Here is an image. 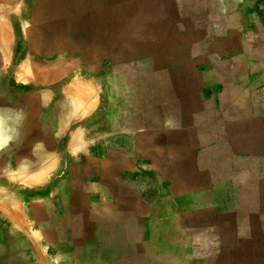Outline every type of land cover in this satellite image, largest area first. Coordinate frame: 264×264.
<instances>
[{
    "label": "rangeland",
    "instance_id": "rangeland-1",
    "mask_svg": "<svg viewBox=\"0 0 264 264\" xmlns=\"http://www.w3.org/2000/svg\"><path fill=\"white\" fill-rule=\"evenodd\" d=\"M43 1L19 0L18 6L35 11ZM212 4L222 12L227 7L225 0ZM207 5V0H100L99 10L87 8L88 15L98 12L115 35L101 54L102 76L108 78L102 94L110 87L119 90L110 80L122 72L137 76L134 111L145 112L147 133L135 130L131 142L141 165L149 160L156 171L149 181L135 182L140 197L128 202L132 215L106 214L98 199L79 198L73 207H81L82 214L71 215L61 191L45 197L39 190L37 214L1 220L7 227L25 228L20 264H264V118L257 115L254 97L242 96L243 86L234 87L231 76L246 77L249 71L222 70L213 57L214 76L206 78L200 66L197 96L189 94L188 49L195 33L209 29L203 16ZM236 6L237 0L231 1L230 7ZM254 10L257 23L247 24L241 14L221 16L213 32L221 36L223 27L239 25L241 48L264 53V0H256ZM14 18L6 19L8 34L0 44V97L13 93L12 70L28 45H37L25 39ZM219 39L208 35L201 44L220 48ZM28 206L27 198L23 207L28 211ZM68 227L85 229L82 245L46 244L47 237L65 235Z\"/></svg>",
    "mask_w": 264,
    "mask_h": 264
},
{
    "label": "crops",
    "instance_id": "crops-1",
    "mask_svg": "<svg viewBox=\"0 0 264 264\" xmlns=\"http://www.w3.org/2000/svg\"><path fill=\"white\" fill-rule=\"evenodd\" d=\"M207 1L209 5L203 11V16L210 23L209 29L205 35L202 32L195 33L188 49L191 55L189 69L193 71L190 74L189 94L197 96L200 66L205 69L206 78L214 76L213 70L217 68V63L211 61L216 57L220 59L222 70L248 69L246 77H243V73L239 76L235 72L231 73L233 86L241 88L242 85L240 94L254 97L257 115L264 118V53L251 49L249 45H244L245 49L241 48L239 40L243 36V27L239 25L223 27L221 36L213 32L218 29L215 20L221 16L241 14L247 24L257 23L259 16L254 10L256 0H237V6L233 9L230 6L234 0H225L227 7L223 12L213 8V0ZM95 3L89 7L100 6V0ZM200 16H197L198 20L203 18ZM22 34L24 36V32ZM208 35L212 39L220 38L216 43L221 42L222 47L212 48L208 44L203 47L201 40ZM35 45H28L21 62L12 70L13 93L0 97V102H3L0 104V264H20V247L26 240L23 226L7 227L1 220H6V215H14L18 219L17 215L21 217L24 213L37 214L39 190L45 193V197L61 191V195L71 202V209L68 203L71 215L82 214L81 207H73L75 198L84 199L83 202L86 199H98L106 214L132 215L133 209L128 208V202L140 197L134 188L135 182L149 181L154 174L151 170L156 171L155 163L144 160L142 166L134 154L131 141L135 130L145 133L147 130L144 129L145 112L138 111L135 114L134 111L133 81L128 82L121 75L112 78L111 84H119V90L110 87L104 90L105 95L102 94L103 85H106L103 79L108 78L102 76L101 54L106 53L108 47H99L95 51L84 46L80 51L77 45L70 51L56 52L60 75L51 83L34 84L19 77V67L27 60L36 70H43L50 65L35 63L27 52L37 49L53 54L44 42ZM75 55H79L80 59H75ZM90 55H94V58L91 59ZM128 64L130 66L131 62L126 59L125 65ZM104 105L107 110L103 109ZM54 181L55 189L54 184H51ZM27 198L28 211L23 207V201L26 202ZM77 204L80 206L81 202ZM72 218L69 217L68 221ZM85 234L83 227L78 232L68 227L65 235L47 237L46 244L80 246L86 240ZM29 243L33 244L31 241Z\"/></svg>",
    "mask_w": 264,
    "mask_h": 264
},
{
    "label": "bare ground",
    "instance_id": "bare-ground-1",
    "mask_svg": "<svg viewBox=\"0 0 264 264\" xmlns=\"http://www.w3.org/2000/svg\"><path fill=\"white\" fill-rule=\"evenodd\" d=\"M96 1L97 0H45L35 11H33L32 8H28L27 10L19 8V0H0V8L3 9V13H0V44L2 39H5L8 34L6 19L10 16H14L16 18V23L21 29V32H24L26 40L31 41L32 39H35L34 43H37V45H40L44 42L45 46L49 47V51L51 53L53 52V54H46V52L37 49L36 51H28V57L34 59L36 61L35 63L39 65L49 64L50 66L43 70H36L35 66L27 60L26 63L19 67V77L26 78L34 84L51 83L61 73V68L59 66V56L56 52L65 50L70 51V49H74L77 44L79 46H89L91 49L93 48L96 51L99 47L107 45L108 40H111L112 38L115 40V35H112L111 30L109 32V30L106 29V23L103 21V18L98 12L95 11L92 15H88L86 12L89 5L96 4ZM90 27H96L95 33H92L91 35L89 32ZM47 32L50 35L48 38L43 36V34ZM143 48L145 47L143 46ZM121 77L126 79L128 82H131V80L134 81L137 76L129 73L126 70L122 72ZM65 86H67V84ZM31 98L33 97L31 96ZM40 135L42 136V134Z\"/></svg>",
    "mask_w": 264,
    "mask_h": 264
}]
</instances>
